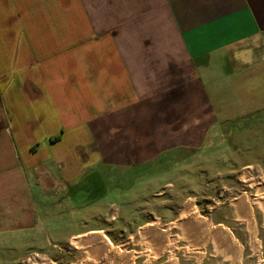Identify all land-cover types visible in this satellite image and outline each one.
Instances as JSON below:
<instances>
[{"label": "crops", "instance_id": "1", "mask_svg": "<svg viewBox=\"0 0 264 264\" xmlns=\"http://www.w3.org/2000/svg\"><path fill=\"white\" fill-rule=\"evenodd\" d=\"M258 91L264 0H0V236L38 231L39 202L68 194L90 166L166 162L200 147L229 100ZM212 222L243 255L237 229ZM102 225L67 246L104 235Z\"/></svg>", "mask_w": 264, "mask_h": 264}, {"label": "rangeland", "instance_id": "2", "mask_svg": "<svg viewBox=\"0 0 264 264\" xmlns=\"http://www.w3.org/2000/svg\"><path fill=\"white\" fill-rule=\"evenodd\" d=\"M15 44L11 36L9 46ZM254 97H248L252 98L250 103H256L245 112L240 105L248 98L229 100L228 114H216L214 134L200 147L170 154L166 162L133 167L90 166L87 176L68 194H46L42 201L39 200L42 223L38 231L31 235L0 236V264L24 260L23 264H109L112 260L108 255L103 256L108 262L104 258L90 261V244L67 246L75 231L102 224L109 227L102 233L112 239L114 247L137 254L134 264H163L171 254L163 251L158 255L154 245L141 242L139 229L149 223L164 227L177 222L188 201L194 204L193 210L209 222L213 219L215 223H229L237 229L235 235L244 248L239 264H264V232L260 226L264 221V209L257 204V200L264 198V92H255ZM157 192L160 193L155 194ZM242 195L251 203L257 237L263 241L258 249L253 246L245 221L235 219V202ZM94 197H99L100 203H95ZM83 205L88 209L81 220L78 210ZM171 234H180L176 226ZM49 241L67 247H58L55 251ZM169 242L175 243L172 239ZM175 244L177 249L173 255L179 264H233L215 253L213 245L200 249L189 245L193 252L205 253L200 262L195 255L187 256L188 242L179 240ZM33 249L45 252L26 258Z\"/></svg>", "mask_w": 264, "mask_h": 264}, {"label": "bare ground", "instance_id": "3", "mask_svg": "<svg viewBox=\"0 0 264 264\" xmlns=\"http://www.w3.org/2000/svg\"><path fill=\"white\" fill-rule=\"evenodd\" d=\"M257 201V204H259L263 210L264 198ZM193 205L194 204L192 202L188 201L184 209L181 211L180 220L177 222H173L168 225L165 224L164 227H160L156 223H151L147 226L141 227L139 229V234L137 233L141 239V242L145 241L151 243L152 246L154 245L155 247L153 248H155L154 250L157 251L158 255H160L163 251H168L171 255L169 256V261L166 262V264H177L173 252L175 249H177V245L175 243H177L179 240L188 242V246L185 248L186 252L188 253L187 256L195 255L198 261H201L203 252L195 253L193 252V249L204 248L208 242H211L213 244L215 253L223 255L226 259L232 261L233 264H239L242 258V246L237 243L228 230H225L221 226L212 227L208 218L198 214L196 211H194L195 209L193 210ZM235 205L237 217L247 223L249 232L251 234L250 236L252 237L251 240L253 239V246L258 249L260 243L255 238L254 219L250 206L251 203L248 201L246 195H242L235 202ZM174 226L177 227L180 234L177 236L174 235L172 237L171 232ZM171 239L174 240L175 243H170L169 241ZM72 242L76 246L91 245L89 246L91 247L89 249V255L91 256L90 261H96L94 258H104V255H108L112 260V262H109V264H134V257L137 256V254L134 252H123L119 247H114V245L105 235L98 233L88 234L84 237H81V239H74ZM189 245L193 249H191ZM147 254H149V252H147ZM106 261L108 262V260ZM102 264L108 263L102 262Z\"/></svg>", "mask_w": 264, "mask_h": 264}]
</instances>
